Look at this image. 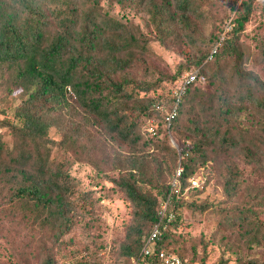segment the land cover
Listing matches in <instances>:
<instances>
[{
    "label": "rangeland",
    "instance_id": "rangeland-1",
    "mask_svg": "<svg viewBox=\"0 0 264 264\" xmlns=\"http://www.w3.org/2000/svg\"><path fill=\"white\" fill-rule=\"evenodd\" d=\"M198 1L205 2L202 15L198 16L197 12L186 15L193 31H187L175 16V25L171 27L174 34H187L169 40V46L160 42L159 33L147 23L142 4L135 8L126 4L121 8L105 2L104 7L110 8V15L125 24L123 30L128 35L139 38L138 43L146 41V50L140 55L136 48L138 43L127 50L133 51L136 59L141 56L149 64L148 68L129 65L118 75L129 82L123 85V94L117 99L119 113L124 116L122 121L126 127L133 128L137 140L130 146L118 138L112 139L108 126L97 122L96 117L84 116L73 98L68 100L74 106L71 114L64 112L60 116L49 112L47 123L51 125L46 138L53 145L49 146L46 167L58 170L57 180L65 182L68 188L65 211L70 229L66 236L57 239L50 233L54 232L52 227L48 229L51 225L37 224L40 227H36L41 214L35 216L34 221L28 220L32 213L26 214L27 220H23L19 208L8 203L13 188L8 178L15 180L11 174H17L16 168L35 173L41 161L31 151L33 141L30 137L22 136L19 125L4 122V116L0 115V264H44L45 259L51 264H126L119 253L120 245L128 240L136 208L118 184L125 179L128 167L124 164L118 169L116 159L124 161L130 155L135 159L138 188L141 193L155 198L158 206L179 167L176 168L173 148L179 149L181 144L177 142L183 141L191 149V144L194 147L199 138L198 133L192 131L180 133L179 124L173 133L161 123L157 114L143 115L139 106L160 97L169 100L180 86L181 78L196 69L194 61L220 46L227 37L243 54L240 70L249 84L237 92L241 80L232 74H219L214 80L207 78V83L200 85L202 94L188 98L190 104L182 120L196 118L200 128L206 124L222 135L225 133L229 140L241 143L236 149H227L230 143L225 145L214 140L205 146L203 156L197 149L191 152L193 172L190 179L195 180L197 186L192 187L188 181L180 193L170 186L169 208L174 207L180 219L172 229L174 243L166 245L165 252L175 255L183 264H251L252 261L264 264V242L247 247L240 237L239 225L234 228L229 224L236 223L238 216L243 214L241 208L248 206L261 215L259 219L264 223V108L257 104L259 100L264 101V0H254L238 33L230 32V22L243 16L239 9L242 0ZM166 9L169 14L179 15L171 4ZM191 41L194 45H190ZM251 83L256 85L253 90ZM145 84L148 90L141 89ZM4 94V87L0 86V109L18 102L12 97L4 101ZM19 94L15 91L12 96ZM229 105L237 109L235 116L221 113ZM185 123L188 124L187 120ZM75 128L79 131L77 134H73ZM240 148L255 154L254 171L244 157L248 151ZM27 154H30L26 158L29 161L22 159V155ZM3 162L10 172L3 171L6 168ZM20 178L21 175L17 176ZM231 181L238 184L232 199L227 197V190H232ZM252 185L258 186L260 193L257 188L252 189ZM248 196L250 201L241 205L236 214L229 211V218L225 219L224 206L239 203ZM37 229L46 232L39 237L41 243L34 240Z\"/></svg>",
    "mask_w": 264,
    "mask_h": 264
},
{
    "label": "trees",
    "instance_id": "trees-1",
    "mask_svg": "<svg viewBox=\"0 0 264 264\" xmlns=\"http://www.w3.org/2000/svg\"><path fill=\"white\" fill-rule=\"evenodd\" d=\"M105 2H108L109 6L117 4L121 8L126 4L134 8L142 4L147 13V23L159 33L160 42L166 46L170 45L169 40H177L179 36L187 34L185 32L174 34L175 31L171 27L175 25V16L188 29L187 31L192 32V22L186 15L197 12L198 16H201L205 3L198 0H0V86L4 87V101L10 97L18 100L15 105L10 104L0 109V115L4 116V122L19 125L22 136L30 137L33 141L31 151L41 161L35 173L24 168H16L17 174H11L15 180L8 178L13 185L8 203L19 208L23 220H27L26 214L30 216L32 213L29 221L36 220L35 216L43 215L39 218L40 223H36L35 226L51 225L48 229L52 227L50 229L54 232L50 233H54L53 236L55 235L57 239L59 236H66L70 229L65 211L67 203L65 193L68 188L65 182L57 180L60 175L58 170L51 171L46 167L50 158L49 146L53 145L50 143L51 140L46 138L47 128L51 125L47 123L50 120L49 112L54 111L60 116L64 115V112L67 115L71 114L70 110L74 106L68 100L73 98L84 116L96 117L97 122L108 126L112 139L118 138L121 143L130 146L137 140L133 128L126 127L122 121L124 116L119 113L120 103L117 99L123 94V85L129 82L125 78L120 79L118 75L129 65L135 68H148L149 64L141 56L136 59L133 57L134 52L127 50L132 44H137L139 38L128 35L123 30L125 24L110 15V8L104 7ZM253 2L254 0L241 1L239 9L243 16L230 22L231 33L242 30ZM169 4L173 5L179 15L165 11ZM145 43L143 40L137 44L139 55L146 50ZM190 45H194V41H191ZM262 55L264 57V50ZM242 56L229 37L220 46H215L210 52L200 55L194 61L196 69L187 72L193 74V80L187 85L168 127L165 115L173 108V96L166 101L160 97L159 100L147 101L139 106L143 115L157 114L161 123L171 128L173 133L179 124L181 132L179 130L178 133L184 131L188 134L192 131L199 135L195 146L191 144L192 150L188 149L183 141L177 142L178 145L181 144L179 149L172 147L176 168L178 166L181 168L177 178L179 193L188 185L193 172L191 152L197 149V153L201 152L203 156L205 146L214 140L225 145L227 142L230 143L227 149H236L241 143L229 140L225 133L224 136L219 130H212L206 124L204 128H200L196 118L182 120V117L190 104L188 98L202 94L200 85L206 84L207 78L211 77L214 80L219 74L224 76L232 74L241 80L237 92L245 89L249 83L244 81L245 74H241ZM251 87L253 90L256 85L251 83ZM148 88L145 84L141 89ZM15 91L20 93L19 96H12ZM258 103L264 108V101L259 100ZM236 112L237 109L231 106L221 111L223 115L233 116ZM186 120L188 124L185 123ZM78 132V129H73V134ZM133 150L130 149L131 152H134ZM243 150L248 151L245 148ZM29 157L30 154L22 155L23 160L29 161L26 159ZM128 157L124 161L116 159L119 162L118 169H122L124 164L128 167L125 179L118 184L136 208L133 213L135 223L130 228V235H127V242L120 245L119 253L126 264H160L158 254L165 252V247L170 242L174 243L172 229L179 223L180 217L174 207L169 208L170 184H167L165 196L157 206L155 198L141 193L138 188V180L135 177L136 161L131 155ZM244 157L252 164L254 171L255 154L248 151L244 153ZM2 164L6 167L3 171L10 172L9 166L4 162ZM19 175L21 178L17 179ZM231 187V191L227 190L229 193L227 197L230 199L235 195L234 190L238 189V184H232L231 181ZM251 187L257 188L259 192L258 186ZM248 198L249 196L229 207L224 206L222 211L225 212V219L229 218V211L232 210L236 214L241 205L245 206L250 201ZM164 204L165 209L161 216L160 211ZM241 209L244 212L238 216V221L229 224L234 228L239 225L240 237L247 247L259 246L264 242V223L259 219L261 215L252 212L249 206ZM241 220L243 222H240ZM155 227L159 228V235L149 240ZM45 233L37 229L34 240L41 243L39 237ZM145 248H149L150 255H144ZM44 264L51 262L45 259ZM251 264L256 263L252 261Z\"/></svg>",
    "mask_w": 264,
    "mask_h": 264
},
{
    "label": "built area",
    "instance_id": "built-area-1",
    "mask_svg": "<svg viewBox=\"0 0 264 264\" xmlns=\"http://www.w3.org/2000/svg\"><path fill=\"white\" fill-rule=\"evenodd\" d=\"M181 80L182 81H181L180 86L176 88V90L174 91V94H173V97L175 98L173 109L165 117V121L167 123H169L170 120L175 116V109H176L178 103L180 102V99L183 96L187 85L193 80V74H191V73L187 74V75L183 76L181 78ZM180 171H181V168H177V171L175 172V177H174L173 183L170 184L171 189L173 191L179 190L178 189L179 183L177 182V178L180 175ZM189 182L191 183L192 187L197 186V182L195 180L190 179ZM164 207H165V204H164L163 208H161V211H160L161 216L163 215V211L165 209ZM158 235H159V228L155 227L150 234L149 240L156 238V236H158ZM143 253H144V255H150L149 248H145L143 250ZM158 258H159V261L161 262L160 264H183V262L178 257H176L173 254H168L165 252L159 253ZM135 264H140V263H135ZM141 264H146V263H141Z\"/></svg>",
    "mask_w": 264,
    "mask_h": 264
},
{
    "label": "clouds",
    "instance_id": "clouds-1",
    "mask_svg": "<svg viewBox=\"0 0 264 264\" xmlns=\"http://www.w3.org/2000/svg\"><path fill=\"white\" fill-rule=\"evenodd\" d=\"M180 100H181V99H180ZM174 101H175V98H174ZM178 104H179V103H178ZM173 106H174V105H173ZM172 109H173V108H172ZM167 114H168V113H167ZM167 114H166V115H167ZM166 115H165V117H166ZM172 119H173V118H172ZM172 119H171V120H172ZM171 120H170V121H171ZM165 122H166V121H165ZM166 123H167V122H166ZM169 123H170V122H169ZM169 123L166 124L167 127L169 126ZM178 168H180V167H178ZM176 171H177V170H176ZM189 180H190V179H189ZM165 204H166V203H165Z\"/></svg>",
    "mask_w": 264,
    "mask_h": 264
}]
</instances>
